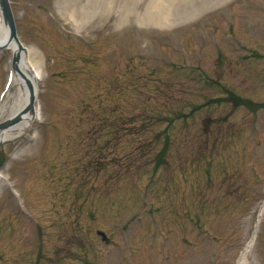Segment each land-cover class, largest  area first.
Returning a JSON list of instances; mask_svg holds the SVG:
<instances>
[{"label":"rangeland","instance_id":"obj_1","mask_svg":"<svg viewBox=\"0 0 264 264\" xmlns=\"http://www.w3.org/2000/svg\"><path fill=\"white\" fill-rule=\"evenodd\" d=\"M10 2L42 78L0 146V264H239L254 235L264 264V0Z\"/></svg>","mask_w":264,"mask_h":264},{"label":"bare ground","instance_id":"obj_2","mask_svg":"<svg viewBox=\"0 0 264 264\" xmlns=\"http://www.w3.org/2000/svg\"><path fill=\"white\" fill-rule=\"evenodd\" d=\"M59 2L64 5L62 6V19L66 21V23H74L76 26L79 24H83L84 21H88L95 11L100 9L102 6L101 0H59ZM105 7L108 6L107 3L104 5ZM152 9H149V12L145 15L147 19H152L153 13L151 12ZM1 44H7L9 49H11L13 52H16L18 50V45L15 41L10 40V34H9V28L4 21V18L1 13L0 9V45ZM34 52L32 49L22 51L21 58L22 60L29 61L32 65L33 61L37 57H33ZM29 57V58H28ZM29 59V60H28ZM33 66V65H32ZM20 69L23 71L24 76L16 77L17 82L19 83L20 90L18 92V97L16 99V104L14 108L12 109L11 114L9 117L15 116L17 114H21L23 109L25 108L26 104L29 101L30 97V91L26 82V78L34 85L36 92H39V80L42 78V71L40 69L39 64L34 65V71L33 73L28 72L25 67H23L22 63L19 65ZM4 106L0 107V114L4 111ZM40 108L39 106L35 105L33 112L28 111L26 113H22V119L21 122L13 127L0 130V142H5L7 140H11L12 138H16L29 128V125L36 120L37 116H39ZM2 178H5L4 175L0 174V180ZM264 209V205H263ZM262 209V210H263ZM256 235L252 237V239L249 241V243L246 245L245 249L242 251L240 255V261L239 264H248L247 263V257L254 245Z\"/></svg>","mask_w":264,"mask_h":264},{"label":"water","instance_id":"obj_3","mask_svg":"<svg viewBox=\"0 0 264 264\" xmlns=\"http://www.w3.org/2000/svg\"><path fill=\"white\" fill-rule=\"evenodd\" d=\"M0 8L2 10V14H3V17L5 19V22L9 27L11 40H15L19 44V47L21 49L22 46H21L19 38L17 36V28H16V24H15V19H14L13 11L11 9V5H10L9 0H0ZM4 47H6V46H3V47L0 46V49H2ZM19 60H20V55H19V53H17L15 56V62L17 63ZM16 68L19 71V68L17 65H16ZM19 73H21V72L19 71ZM26 82L29 86L31 96H30V99H29V102H28L26 108L23 110L22 113L32 111L34 108L35 100H36L35 89H34L32 83L28 79H26ZM22 113L16 117L10 119V120H7L5 122L0 123V130L7 129V128L19 123L21 121V118H22Z\"/></svg>","mask_w":264,"mask_h":264}]
</instances>
